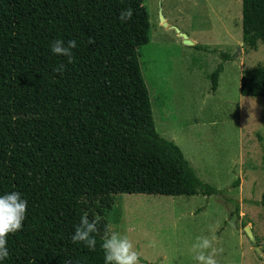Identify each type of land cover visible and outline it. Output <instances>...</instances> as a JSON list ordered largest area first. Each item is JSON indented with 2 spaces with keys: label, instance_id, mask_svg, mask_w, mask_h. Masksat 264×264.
<instances>
[{
  "label": "trees",
  "instance_id": "trees-1",
  "mask_svg": "<svg viewBox=\"0 0 264 264\" xmlns=\"http://www.w3.org/2000/svg\"><path fill=\"white\" fill-rule=\"evenodd\" d=\"M127 7L133 18L121 23ZM150 27L144 0H0V194L29 205L5 264H94L96 251L69 240L84 197L218 193L156 130L139 61ZM242 32L257 50L264 0H242ZM55 39L76 40L72 63L50 52ZM222 58L214 92L232 60ZM61 63L62 76L52 71ZM241 94L264 98V65L244 71Z\"/></svg>",
  "mask_w": 264,
  "mask_h": 264
},
{
  "label": "rangeland",
  "instance_id": "rangeland-1",
  "mask_svg": "<svg viewBox=\"0 0 264 264\" xmlns=\"http://www.w3.org/2000/svg\"><path fill=\"white\" fill-rule=\"evenodd\" d=\"M150 41L139 61L157 132L175 142L210 197L125 194L84 197L78 215L127 230L139 264H197L205 237L216 264H264V98L241 94L246 70L264 65V44L244 46L242 0H144ZM185 34L193 45L184 43ZM224 64L218 88L211 75ZM239 180V185L234 183ZM250 227L261 252L249 241ZM97 241L94 264H103Z\"/></svg>",
  "mask_w": 264,
  "mask_h": 264
},
{
  "label": "clouds",
  "instance_id": "clouds-1",
  "mask_svg": "<svg viewBox=\"0 0 264 264\" xmlns=\"http://www.w3.org/2000/svg\"><path fill=\"white\" fill-rule=\"evenodd\" d=\"M134 15L131 7L123 8L118 13L121 23H126ZM264 38H258L259 45ZM93 38L88 39V45L93 44ZM76 40L64 41L55 39L50 42L49 50L52 54L65 57L68 63L73 62L72 50L77 48ZM52 71L62 76L65 71L63 63L53 67ZM29 208L28 201L22 197L18 191L0 194V264H5L9 258L7 247L10 234H16L23 229L24 221ZM97 220L89 219L87 214L79 218V222L74 225L73 232L69 240L73 244H82L89 251H95L97 245L96 235L98 234ZM196 243L192 245L195 251L194 259L197 264H216V260L211 254L205 255L203 249L209 247V241L205 237H197ZM100 248L103 252V264H139V255L134 249L132 240L127 235V230L114 231L111 224L103 227V237ZM63 264H73L65 260Z\"/></svg>",
  "mask_w": 264,
  "mask_h": 264
},
{
  "label": "water",
  "instance_id": "water-1",
  "mask_svg": "<svg viewBox=\"0 0 264 264\" xmlns=\"http://www.w3.org/2000/svg\"><path fill=\"white\" fill-rule=\"evenodd\" d=\"M180 36L184 39V43L187 45H193L194 43L188 39V37L185 34H180ZM245 232L248 236L249 241L252 243L253 246H255V249L258 253L261 252L260 248L258 247L257 240L251 230L250 227L245 228Z\"/></svg>",
  "mask_w": 264,
  "mask_h": 264
}]
</instances>
